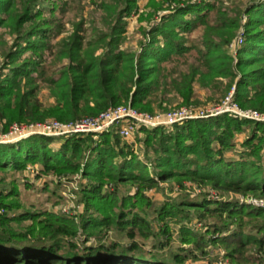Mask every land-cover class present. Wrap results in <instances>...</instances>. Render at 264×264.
Returning <instances> with one entry per match:
<instances>
[{
    "label": "trees",
    "instance_id": "16d2710c",
    "mask_svg": "<svg viewBox=\"0 0 264 264\" xmlns=\"http://www.w3.org/2000/svg\"><path fill=\"white\" fill-rule=\"evenodd\" d=\"M46 3L0 0V28L14 36L13 44L0 50L2 131L48 118L75 121L128 103L141 111L163 112L174 104H199L197 88L211 101L235 87L239 105L264 112V0H150V25L142 29L143 40L135 49L122 44L126 18L137 9V0H92L100 13L95 40L79 34L81 22L54 44L60 22L44 17ZM163 11L168 13L160 15ZM197 30L199 35L190 40ZM240 35L245 42L233 55L228 49ZM64 59L68 63L61 64ZM43 88L50 90L52 101L41 100ZM247 127L249 136L236 150L235 134ZM142 131L144 159L116 125L101 133L33 135L0 143V172L12 175L8 183L0 177V264H189L209 257L210 244L224 248L222 264H264V208L169 197L154 208L158 231L145 216L154 206L146 191L161 189V181L175 183L182 192L193 182L263 195L264 123L221 114ZM29 163H38L44 173L86 177L88 185L77 192L84 213L44 209L9 215L23 207L15 176ZM128 186L136 187L134 194L123 191ZM193 211L205 231L190 225ZM245 216L260 236L248 232ZM25 220L32 223L24 230L11 226ZM173 220L180 224L181 245L189 247L164 253L173 238ZM80 230L82 243L77 240ZM111 230L127 241L111 239ZM152 236L156 242L149 249ZM256 246L257 254H250Z\"/></svg>",
    "mask_w": 264,
    "mask_h": 264
},
{
    "label": "rangeland",
    "instance_id": "374dc122",
    "mask_svg": "<svg viewBox=\"0 0 264 264\" xmlns=\"http://www.w3.org/2000/svg\"><path fill=\"white\" fill-rule=\"evenodd\" d=\"M238 1L242 4L248 3L249 0H233ZM150 0H137V9L126 18L127 26H126V32H125V41L122 44L123 49H135L139 47V42L143 40V35L141 33L143 28H147L150 25V21L147 17V14L151 11V5L149 4ZM60 5V6H59ZM54 7V10H51L50 7ZM46 9L44 13L45 18L52 17L53 19H56V21L60 22V29L61 33L59 35H56L51 39V42L54 44L61 40L62 38H67L70 34H72L76 28L77 24L83 23L82 30L79 34L82 36H85L86 41H94L96 36L94 34V28H96V21H99L100 13L97 12L96 4L92 3V0H47L46 3ZM168 13V11L160 12V15ZM157 17V16H155ZM9 31L6 28H0V50L3 49V47H7L8 45H12L14 42V36L8 33ZM56 31H54L55 33ZM199 35V30L192 32L189 35L190 40H193L195 36ZM235 41V40H234ZM245 42V40H244ZM240 44L242 46L244 44ZM237 47V49L240 48ZM236 49V50H237ZM233 55H237L235 53V49H232L229 47L228 49ZM3 59L0 55V67L2 65ZM68 63L67 59H64L61 64ZM5 73L8 71L7 69H4ZM233 89V88H232ZM231 89V90H232ZM197 98L200 100L199 104L193 103L190 105H177L174 104L171 109L167 111H155V113H166L169 111H174L179 108L183 107H190L194 106L196 108L204 107V108H210L214 105H219L225 100L226 97L220 99V100H211L208 101L207 99V92L205 90L197 88L196 92ZM41 100L45 102L52 101L50 99V90L47 88H43L40 93ZM237 102V101H236ZM238 103V102H237ZM122 105V104H121ZM241 106V105H240ZM242 107V106H241ZM243 109L247 110H255V108L250 107H242ZM257 110V109H256ZM259 111V110H258ZM261 112V111H260ZM151 113V112H149ZM264 113V112H263ZM48 119H54V118H48ZM47 119V120H48ZM239 121H251L247 119H239L236 118ZM58 120V119H57ZM6 123V120L0 119V133H5L2 131L4 129V125ZM18 124V123H14ZM13 124V125H14ZM11 125L9 129L13 126ZM171 129V127H170ZM250 128H246L244 131L237 132L235 134V141L237 143L236 150L240 149V145L245 141V139L249 136ZM120 135V134H119ZM144 133L142 129L140 130V133L136 135L133 141H127L128 144L133 148L135 153L140 156L141 158H145V144L143 142ZM227 156L232 157L235 156V152H229ZM6 176L7 183L10 182L12 179V175L10 171H7L6 173L0 172V177ZM16 183H17V189L20 191V196L18 197L19 201L22 204V208L17 209L16 211H8V214L11 216L19 215L21 213L26 212V210H44L47 209L48 211L55 212V213H70L72 215H82L84 211L86 210V205L84 202L80 201V198L78 197V191L81 190L84 186L88 185V179L86 177H83L81 174H78L76 176H60L56 173H44L41 169V166L38 163H29L25 170L19 172L16 176ZM57 186H60L58 188ZM161 189H150L147 190L146 193L149 197H151L152 202L154 206L149 209L148 213L145 215L149 219L153 221L154 228L156 231L159 229L158 222L154 221V218L156 217L154 208L157 206H160L164 201L168 200L169 197L177 200H181L184 197L186 198H197L199 197V200H204L206 198L208 201L211 202H227V203H235L240 204L243 206H251V207H257V208H264L256 206L253 201L256 199H263V195H254L253 193H242V192H236V191H220L217 190L209 185L207 186H200L193 182H187L186 183V191H181V189L176 185L175 183L171 184L169 181H161L160 182ZM171 186L174 187L171 191ZM109 185H105L104 191L108 190ZM57 188V193L53 194L52 190ZM124 192L127 191L130 194H134L136 191L135 186H128L124 187ZM204 195V196H203ZM81 196V195H80ZM1 212L3 213L4 210L1 209ZM193 214V220L191 221L190 225L197 231H205L206 229L203 227L202 222L198 220V218ZM191 214V215H192ZM80 218V217H79ZM212 219V218H211ZM214 220V219H213ZM174 221V222H173ZM171 221V227L173 230V238L172 241L165 246L164 249H162L161 252H167L170 253L171 251H179L181 247L188 248L189 245L184 244L181 245L180 240L178 238L179 235V228L180 224H178L177 220ZM244 221H248L249 223V230L248 232L259 236L261 235L254 227L252 220L245 216ZM211 222V221H209ZM32 222L30 220H25L22 223L18 224L17 222H11V226L18 230H24L26 226L30 225ZM212 223V222H211ZM109 236L113 240H123L127 241V237L120 236L113 230L109 232ZM85 239V236L83 234V231L80 230L79 235L77 237V240L82 243V241ZM161 240V239H160ZM94 241V238L92 240L88 241L89 244H92ZM161 241H165V239H162ZM156 242L155 237H150V239L147 242V247L149 249L153 248L154 243ZM161 244V243H159ZM250 248V247H249ZM209 254L210 256L200 258L197 261L189 260V264H222L221 260H223L221 257L224 255V248L217 247L214 245L208 246ZM258 247H251L249 250L250 254H257ZM158 252V251H157ZM262 254L264 255V245L262 246Z\"/></svg>",
    "mask_w": 264,
    "mask_h": 264
},
{
    "label": "built area",
    "instance_id": "2783aa9c",
    "mask_svg": "<svg viewBox=\"0 0 264 264\" xmlns=\"http://www.w3.org/2000/svg\"><path fill=\"white\" fill-rule=\"evenodd\" d=\"M244 42L242 35L230 45L237 53V47ZM237 49V50H236ZM235 87L219 105L210 108L194 106L179 108L164 113H149L132 106L131 103L109 108L97 116L84 117L75 121L48 119L27 124H14L7 132L0 133V143L17 142L33 135L65 136L74 133H101L116 125L120 136L133 141L142 128L153 129L160 126L173 127L186 120L202 119L221 114H230L239 119L264 123V113L258 110L243 109L234 98ZM264 207V198L253 201Z\"/></svg>",
    "mask_w": 264,
    "mask_h": 264
}]
</instances>
